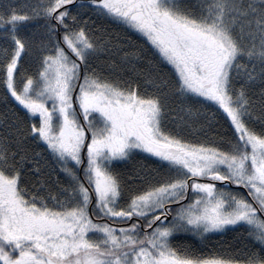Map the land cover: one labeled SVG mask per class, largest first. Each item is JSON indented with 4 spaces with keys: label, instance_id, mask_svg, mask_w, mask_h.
I'll list each match as a JSON object with an SVG mask.
<instances>
[{
    "label": "snow or ice",
    "instance_id": "1",
    "mask_svg": "<svg viewBox=\"0 0 264 264\" xmlns=\"http://www.w3.org/2000/svg\"><path fill=\"white\" fill-rule=\"evenodd\" d=\"M0 264H264V0H0Z\"/></svg>",
    "mask_w": 264,
    "mask_h": 264
}]
</instances>
